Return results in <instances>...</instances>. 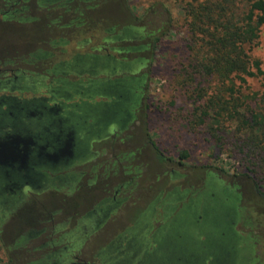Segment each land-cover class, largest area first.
<instances>
[{
	"label": "rangeland",
	"instance_id": "rangeland-1",
	"mask_svg": "<svg viewBox=\"0 0 264 264\" xmlns=\"http://www.w3.org/2000/svg\"><path fill=\"white\" fill-rule=\"evenodd\" d=\"M185 1L0 0V96L51 98L46 92L57 81L103 79L109 73L55 67L69 65L77 56L104 55L105 50L116 60L138 59L129 71H114L111 79H143L140 102L129 120L92 144L91 156L71 170L74 181L24 191L15 206L0 205V264H122L129 235L143 217L147 224L140 236L152 242L156 230L183 208L213 193L206 190L208 183L235 196L238 216L231 231L249 240L248 262L264 264V198L246 174V163L234 154L239 150L232 140L233 125L210 133L208 119L200 124L194 118V108L200 105L205 112L207 97L221 84L215 77L192 79ZM244 10L240 4L238 12ZM127 28L134 33L124 34ZM249 55L264 73V25ZM14 77L28 83L11 90L7 83ZM231 79L249 107L264 113L263 76ZM197 85L205 92L199 100ZM120 102L113 100L108 109L114 111ZM261 173L255 176L264 194ZM6 183L0 171V185ZM217 207L207 208L205 217L222 236L206 232L201 240L214 264H227L233 240L226 220L232 210ZM172 240L160 237L157 253L168 250ZM178 246L180 257L191 264V245L185 241ZM169 254L172 262L175 253ZM146 258L141 255L132 264Z\"/></svg>",
	"mask_w": 264,
	"mask_h": 264
},
{
	"label": "flooded vegetation",
	"instance_id": "flooded-vegetation-1",
	"mask_svg": "<svg viewBox=\"0 0 264 264\" xmlns=\"http://www.w3.org/2000/svg\"><path fill=\"white\" fill-rule=\"evenodd\" d=\"M123 33L129 35L134 31L127 28L123 30ZM105 52L104 55L74 57L69 65L60 64L55 69H76L94 75L109 73L108 78L72 82L57 81V84L46 92L51 98L42 96L18 101L12 96H0V138L4 140L14 136L32 142L25 164H21L20 160L0 164V171L7 178V183L0 185L1 206H15L24 191L61 186L74 181L76 175L71 170L91 156L92 144L121 129L129 120L131 112L140 102L139 90L143 79L132 75L111 79L110 75L114 71H129L136 65L138 59L133 62H124L111 57L107 50ZM27 83L23 79L14 77L7 84L11 86V90H14L18 88L17 85ZM113 100H121V102L118 108L111 112L108 104H112ZM18 147L20 150L23 149L21 144ZM210 184L212 183H208ZM223 192L228 196L232 195L235 199L230 192L226 190ZM210 197L218 198L214 192H211ZM191 205L192 203L186 209H189ZM231 210V219L228 224L230 231L233 221L237 218L233 206ZM146 224L147 218L143 217L132 230L135 231L133 233L131 231L122 264H132V260L140 254L147 256L152 243L155 245L151 249L157 252L159 246L157 235L166 226L156 230L152 242L144 243L145 239L140 236V233ZM231 232L233 240L231 264H235L239 257L238 248L242 239L233 231ZM202 235L205 236L206 233ZM188 243L190 244L189 240ZM202 244V249L210 255L204 247L205 240ZM203 253L200 255L205 259H201V262L205 264L209 259ZM177 260L181 259L177 258ZM181 262L188 264L185 260Z\"/></svg>",
	"mask_w": 264,
	"mask_h": 264
},
{
	"label": "trees",
	"instance_id": "trees-1",
	"mask_svg": "<svg viewBox=\"0 0 264 264\" xmlns=\"http://www.w3.org/2000/svg\"><path fill=\"white\" fill-rule=\"evenodd\" d=\"M240 4L245 5V10L241 13L238 12ZM183 12L190 34L188 61L193 73L192 79L196 80V75L201 81L215 77L221 84L217 92L207 97L208 109L205 112L200 111V105L194 108V118H197L200 124H204L205 119H208L206 126L210 133L222 130L224 124L233 125L232 140L236 150H239V153L235 151L234 154L241 156L246 163V174L250 176L258 194L264 198L255 176L257 171H261L264 182V113L249 107L247 99L235 90L231 79L232 76H237L244 81L243 77L259 75L263 76L264 80V73L260 70L258 62L252 61L249 55L250 48L258 39L260 27L264 25V0H189L185 1ZM155 41L157 45L159 40ZM253 69L256 74L252 72ZM262 87L264 88V83ZM195 93L198 100L205 95L199 85L195 87ZM151 145L155 148L153 143ZM205 188L207 191L212 190L218 198L203 194L192 202L189 209L183 208V211L174 220L171 219L157 235L158 239L167 236L173 238V243L167 246L168 250L159 254L149 249V258H146L143 264H182L184 259L180 257L182 248L178 246L179 243L191 241L194 244L192 249L200 256L203 252L206 254L205 249H202L201 235L207 232V228L208 232L222 236L216 228L217 225L206 222L205 209H216L217 205L221 204L232 208L235 206L234 197L228 196L216 183L206 185ZM230 219L231 216L227 218V224ZM241 239L239 257L235 264H250L248 258L252 252L251 245L248 239ZM151 245L154 247L155 244ZM171 251L176 254L172 256V262L168 260ZM140 256L141 254L137 255V260ZM204 256L209 258L208 264L215 263L210 255ZM177 258L181 260L178 261ZM232 258L227 264H231ZM192 261L193 264H198L197 259V262L194 258Z\"/></svg>",
	"mask_w": 264,
	"mask_h": 264
},
{
	"label": "water",
	"instance_id": "water-1",
	"mask_svg": "<svg viewBox=\"0 0 264 264\" xmlns=\"http://www.w3.org/2000/svg\"><path fill=\"white\" fill-rule=\"evenodd\" d=\"M23 145V149H19V145ZM32 144L30 140H26L21 137H8L6 139L0 138V164H6L7 162L14 163L17 160H20L21 164H25L28 158L29 146ZM191 247H194V244L190 241ZM193 254H197V251L192 250ZM196 256H199L198 254ZM194 256L195 262H201L202 256L200 255L198 258ZM197 259V261H196ZM202 263V262H201ZM193 264V261L192 263Z\"/></svg>",
	"mask_w": 264,
	"mask_h": 264
}]
</instances>
